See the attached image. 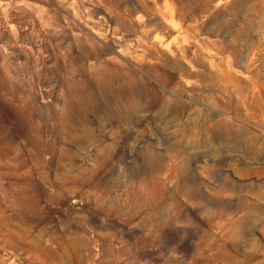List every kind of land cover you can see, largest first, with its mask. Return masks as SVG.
<instances>
[{
    "label": "rangeland",
    "instance_id": "rangeland-1",
    "mask_svg": "<svg viewBox=\"0 0 264 264\" xmlns=\"http://www.w3.org/2000/svg\"><path fill=\"white\" fill-rule=\"evenodd\" d=\"M0 264H264V0H0Z\"/></svg>",
    "mask_w": 264,
    "mask_h": 264
},
{
    "label": "clouds",
    "instance_id": "clouds-1",
    "mask_svg": "<svg viewBox=\"0 0 264 264\" xmlns=\"http://www.w3.org/2000/svg\"><path fill=\"white\" fill-rule=\"evenodd\" d=\"M133 141L131 140V138L129 139L128 143H132ZM126 150V149H125ZM178 164H180L181 167L184 166L185 163V158L183 157H179L176 161ZM202 212L204 211L203 209L201 210Z\"/></svg>",
    "mask_w": 264,
    "mask_h": 264
}]
</instances>
